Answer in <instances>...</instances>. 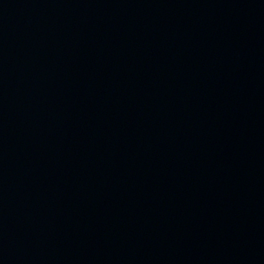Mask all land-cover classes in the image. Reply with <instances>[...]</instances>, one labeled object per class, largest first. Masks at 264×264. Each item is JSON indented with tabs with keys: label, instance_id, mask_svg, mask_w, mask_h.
<instances>
[{
	"label": "water",
	"instance_id": "water-1",
	"mask_svg": "<svg viewBox=\"0 0 264 264\" xmlns=\"http://www.w3.org/2000/svg\"><path fill=\"white\" fill-rule=\"evenodd\" d=\"M0 264H264V0H0Z\"/></svg>",
	"mask_w": 264,
	"mask_h": 264
}]
</instances>
